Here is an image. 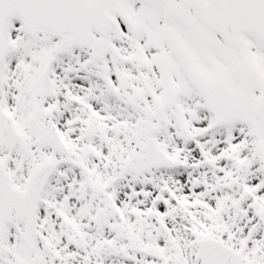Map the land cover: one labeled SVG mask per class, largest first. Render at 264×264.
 <instances>
[{"label": "snow or ice", "instance_id": "snow-or-ice-1", "mask_svg": "<svg viewBox=\"0 0 264 264\" xmlns=\"http://www.w3.org/2000/svg\"><path fill=\"white\" fill-rule=\"evenodd\" d=\"M0 264H264V0H0Z\"/></svg>", "mask_w": 264, "mask_h": 264}]
</instances>
